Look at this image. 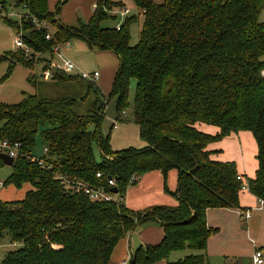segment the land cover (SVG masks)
I'll use <instances>...</instances> for the list:
<instances>
[{"label":"trees","instance_id":"1","mask_svg":"<svg viewBox=\"0 0 264 264\" xmlns=\"http://www.w3.org/2000/svg\"><path fill=\"white\" fill-rule=\"evenodd\" d=\"M130 1L142 17L134 46L129 45V27L136 15L125 17L119 29L100 27L115 19L110 12L124 7L120 1L97 0L85 23L66 27L56 19L65 1L50 12L47 0H0V13L20 9L29 18L21 21V39L43 56L42 64L55 44L74 38L114 54L118 69L109 96L115 98V120L129 109L134 80L131 111L146 145L112 151L110 135L101 133L108 101L96 84L63 72H54L42 85L60 89L57 96L37 93L15 105L0 104V141L19 145L3 184L31 187L22 200H0V241L7 235L20 245L0 264H109L122 239L150 224L163 229L162 239L137 248L127 264H207V241L217 229L207 227L206 211L239 209L242 181L233 162L212 160L206 147L239 132L251 133L255 141L257 170L245 182L248 192L264 202V22H259L264 0ZM31 18L54 27L49 41V29L37 28ZM0 19L18 31L16 21ZM2 62L8 63L4 78L17 63L34 64L19 51L0 55ZM28 82L40 86L33 78ZM197 124L219 132L205 134ZM38 132L46 149L41 165L30 154ZM173 170L176 188L171 192L166 179ZM153 172L160 174L163 192L176 204L140 211L122 204L127 189ZM78 183L107 193L115 188L116 198L92 201ZM174 252L187 254L170 262Z\"/></svg>","mask_w":264,"mask_h":264},{"label":"rangeland","instance_id":"2","mask_svg":"<svg viewBox=\"0 0 264 264\" xmlns=\"http://www.w3.org/2000/svg\"><path fill=\"white\" fill-rule=\"evenodd\" d=\"M65 0L64 5H62L60 13L57 15L58 23L61 26L74 27L77 25L76 17L86 20V11L90 10L92 0ZM115 2L120 1L123 3L125 0H114ZM97 0H95V3ZM127 5L123 3L122 8H113L110 12L115 19H108L100 24L102 28H113L123 22L125 17H130L132 15L137 16V21L130 25L129 27V45L134 46L138 42L139 32L142 24V17L138 14V10L134 7L130 0H126ZM163 0H154V3L160 4ZM128 10V14L121 15L124 10ZM20 9L12 10V13L18 14ZM12 20L16 21L17 17L12 16ZM80 21V20H79ZM81 22V21H80ZM259 22H264V10L260 13ZM0 26L7 29L9 36L5 39L7 45V52L12 53L19 51V53L24 54L26 60L32 61L33 67L27 68L21 64H16L13 71L8 78H4L7 73V62L0 63V104L4 105H15L18 104L25 95H33L40 93L45 96H57L60 93V89H51L43 84L48 82L42 81L40 78L42 70V62H39L43 58L42 55L38 53H33L30 49L28 51L17 49L14 45L16 34H21V26L18 24V31L14 32L13 29L8 27L2 20H0ZM118 27V26H117ZM116 27V28H117ZM49 32H54V27L48 25ZM69 42V49H63V54L70 59L79 69L82 71L91 73L93 71H98L100 77L95 82L97 87L100 89L103 97L108 101L104 110V121L101 126V133L104 137L110 135L109 145L112 151H120L126 148H136L142 149L145 147V142H143L139 137V129L134 123L132 116V105L134 100L135 92V81L131 80L128 90V104L129 109H127L124 114L121 115L120 120H115V98H110V93L112 90V82L114 76L118 69V60L114 54L108 51H101L95 48L90 49L87 44L80 39H72ZM48 57L47 55L45 56ZM264 61V56L262 58ZM33 78L35 82L39 83L34 88L28 79ZM112 125L116 128L112 129ZM204 124H201V126ZM251 136L244 141V151L246 152L247 165H252L256 161L252 157L253 147L251 146ZM31 156L34 159H41L44 153V145L40 132L35 136V145L30 151ZM93 154L96 162H100L101 157L97 146L93 145ZM225 156H230L225 154ZM11 174V167L0 164V182L4 183L8 176ZM142 180L137 181L134 185H131L127 192L125 193L122 204L126 207L134 210L140 211L153 205H168L173 206L176 204V200L163 192V182L159 173L153 172L145 174L141 177ZM140 178V179H141ZM166 185L169 191L173 192L176 188V172L170 171L167 174ZM31 189L30 185L25 184L21 189H15L13 186L4 185L0 190V200H7L8 202L22 200L27 191ZM154 225V224H150ZM146 227V226H144ZM144 227H139L136 231L143 229ZM136 244V237L132 239V247ZM20 247L19 244H12L7 235H4L0 241V263L3 260L7 252L16 250ZM136 248V246L134 247ZM187 252H176L172 255H181L179 258H183ZM127 260V261H126ZM128 263L129 259H125Z\"/></svg>","mask_w":264,"mask_h":264},{"label":"crops","instance_id":"3","mask_svg":"<svg viewBox=\"0 0 264 264\" xmlns=\"http://www.w3.org/2000/svg\"><path fill=\"white\" fill-rule=\"evenodd\" d=\"M62 1L65 0H47L49 11L55 12L57 5ZM73 1L76 0L71 2ZM123 3L127 5L126 0ZM94 4L95 0H92L90 10L85 13L86 20L76 17V23L79 20L85 23L89 19ZM8 32L7 29L0 26V55L8 51L5 43V39L9 36ZM195 127L200 132L211 136L219 132L218 128L205 124L202 126L197 124ZM249 136H251L250 144L253 147L251 154L255 158L256 144L249 132L231 134L219 142L209 144L206 151L212 153L210 158L214 161L233 162L238 175L242 176L244 181L253 179L257 170V161H253L252 165H247V154L244 151V141ZM225 154L230 156H225ZM2 201L8 202L7 200ZM239 205V209H207L206 225L208 228L217 229L207 241L205 250L207 264H251V257L255 249L264 253V203H260L248 190H243L239 193ZM245 212L250 213L248 219L243 218ZM134 236L136 237V248H134L135 246L132 247ZM162 237L163 229L158 225H147L139 231H132L117 244L109 264H127L125 259H129L137 248L145 245H156ZM172 254L169 256L170 262L180 259L179 256L181 255ZM158 264H165V262Z\"/></svg>","mask_w":264,"mask_h":264},{"label":"built area","instance_id":"4","mask_svg":"<svg viewBox=\"0 0 264 264\" xmlns=\"http://www.w3.org/2000/svg\"><path fill=\"white\" fill-rule=\"evenodd\" d=\"M95 8V5L93 6V10ZM23 12V11H22ZM128 14V10H124V12L121 13V15H126ZM0 15L6 16L8 18H12V16H16L17 20L16 22L18 24L21 25V21L22 20H28V17H24V15L21 13L20 14H13L12 11L8 12L7 14L4 13H0ZM32 23L35 24L37 26V28H43V29H48V25H45V23L39 24L36 22V20L34 18H31ZM117 29H119V26L117 27ZM17 38L15 39L14 45L17 49L20 50H25L28 51L29 48L22 42L21 39V34L17 33L16 34ZM51 39V34L48 33L45 36V40L49 41ZM69 42L63 43V44H55L52 47L51 53L48 55V57H46V63L43 64L42 66V70H41V74H40V78L42 79V81L44 82H48L51 78L54 72H63L68 76H75L78 77L79 79H82L83 81H87L90 83H94L98 80L99 78V72L98 71H93L91 73L82 71L81 69H79L70 59H68L62 52V50L65 49H69ZM46 65V67L44 66ZM261 76L264 77V69L261 72ZM116 126L112 125V129H115ZM19 148L18 144L15 145H11L9 144L7 141H0V154H4L6 156H8L9 158L13 159L16 157V153L17 150ZM44 153L46 154V149H44ZM32 161H36L38 162V165L42 164V161L39 159H31ZM100 175H97V177H99ZM238 180L242 181V191L243 190H247V184L246 182L242 179L241 176L237 177ZM131 182L136 181L135 177H132L130 179ZM108 185L110 187L114 186V183L112 180L108 181ZM4 186V184L2 182H0V190L1 188ZM76 187L78 189H81L83 191V193L92 201H111L114 200L116 197V194L113 193H107L105 192L103 189H91L87 186H83L82 184H76ZM260 203H264L262 201H260ZM250 216L249 212H245L243 215L244 219H248ZM251 264H264V253L259 250V249H255L252 257H251Z\"/></svg>","mask_w":264,"mask_h":264},{"label":"water","instance_id":"5","mask_svg":"<svg viewBox=\"0 0 264 264\" xmlns=\"http://www.w3.org/2000/svg\"><path fill=\"white\" fill-rule=\"evenodd\" d=\"M0 161L3 165L11 167L13 165V159L9 158L4 154H0ZM111 193L116 194L117 190L115 188L111 189Z\"/></svg>","mask_w":264,"mask_h":264}]
</instances>
